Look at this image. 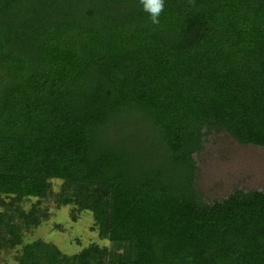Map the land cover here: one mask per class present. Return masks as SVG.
<instances>
[{
    "label": "trees",
    "instance_id": "obj_1",
    "mask_svg": "<svg viewBox=\"0 0 264 264\" xmlns=\"http://www.w3.org/2000/svg\"><path fill=\"white\" fill-rule=\"evenodd\" d=\"M213 135L264 153V0H0V253L17 264H264V189L197 186ZM45 202L89 212L100 244L23 243Z\"/></svg>",
    "mask_w": 264,
    "mask_h": 264
},
{
    "label": "rangeland",
    "instance_id": "obj_2",
    "mask_svg": "<svg viewBox=\"0 0 264 264\" xmlns=\"http://www.w3.org/2000/svg\"><path fill=\"white\" fill-rule=\"evenodd\" d=\"M195 160L197 186L206 202L222 199L236 188L246 191L264 189V153L259 149L238 146L226 136L213 135ZM35 202L31 199L23 207L28 209ZM42 206L48 207L49 219L39 228L24 232L23 243L39 238L53 243L65 254H75L90 243H99L97 234L91 230L93 220L89 212H82L78 220L72 222L70 206L56 208L52 202H45ZM103 243L109 247V243ZM15 253V250L1 252L0 264H17Z\"/></svg>",
    "mask_w": 264,
    "mask_h": 264
}]
</instances>
